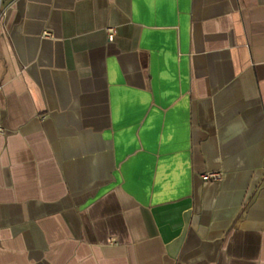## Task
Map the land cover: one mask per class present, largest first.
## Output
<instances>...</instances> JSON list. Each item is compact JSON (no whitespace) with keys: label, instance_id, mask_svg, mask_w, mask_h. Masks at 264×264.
Segmentation results:
<instances>
[{"label":"crops","instance_id":"1","mask_svg":"<svg viewBox=\"0 0 264 264\" xmlns=\"http://www.w3.org/2000/svg\"><path fill=\"white\" fill-rule=\"evenodd\" d=\"M0 264H264V0H0Z\"/></svg>","mask_w":264,"mask_h":264},{"label":"built area","instance_id":"2","mask_svg":"<svg viewBox=\"0 0 264 264\" xmlns=\"http://www.w3.org/2000/svg\"><path fill=\"white\" fill-rule=\"evenodd\" d=\"M44 33L46 35H49V32H47V31H45ZM112 36H113V28H109L108 29L109 39H111ZM201 176L204 180H209V179H219L221 174L218 171H206V172H203Z\"/></svg>","mask_w":264,"mask_h":264}]
</instances>
